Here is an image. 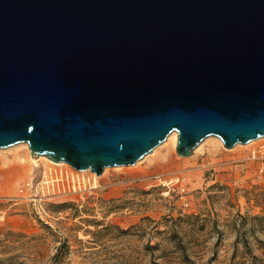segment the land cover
Wrapping results in <instances>:
<instances>
[{"label": "water", "instance_id": "water-1", "mask_svg": "<svg viewBox=\"0 0 264 264\" xmlns=\"http://www.w3.org/2000/svg\"><path fill=\"white\" fill-rule=\"evenodd\" d=\"M173 131L264 136V0H0V148L98 176Z\"/></svg>", "mask_w": 264, "mask_h": 264}, {"label": "rangeland", "instance_id": "rangeland-1", "mask_svg": "<svg viewBox=\"0 0 264 264\" xmlns=\"http://www.w3.org/2000/svg\"><path fill=\"white\" fill-rule=\"evenodd\" d=\"M166 140L98 176L0 148V264H264V138Z\"/></svg>", "mask_w": 264, "mask_h": 264}, {"label": "bare ground", "instance_id": "bare-ground-1", "mask_svg": "<svg viewBox=\"0 0 264 264\" xmlns=\"http://www.w3.org/2000/svg\"><path fill=\"white\" fill-rule=\"evenodd\" d=\"M263 138H264V136H263ZM257 140H260V138H258ZM257 140H255V142L257 141ZM177 141H178V133L176 132V131H173V132H171L170 134H169V136L167 137V140H166V142H171V144H172V146L173 147H176L177 146ZM254 141V140H253ZM253 141H251V143L253 142ZM251 143H249V144H251ZM26 144V143H25ZM249 144H248V146H249ZM237 146V145H236ZM28 147V146H27ZM238 147H239V145H238ZM29 149V148H28ZM30 150V149H29ZM155 150V149H154ZM1 151V150H0ZM152 153V152H151ZM23 158V157H22ZM31 162H32V165H34L37 161L36 160H34V158L33 159H31ZM49 162L50 163H52V164H54V165H59V164H62V163H59V164H57V162L56 163H54V162H52V161H50L49 160ZM20 163H21V160H20ZM20 167V165L19 164H17V163H15V164H13V166H11V168H13V169H16V168H19ZM25 167V166H24ZM27 170V169H26ZM25 171V170H24Z\"/></svg>", "mask_w": 264, "mask_h": 264}]
</instances>
